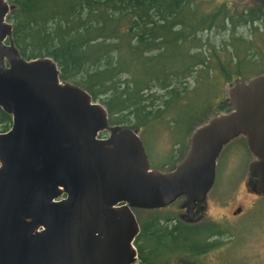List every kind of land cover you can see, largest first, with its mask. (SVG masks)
Listing matches in <instances>:
<instances>
[{
	"label": "water",
	"instance_id": "1",
	"mask_svg": "<svg viewBox=\"0 0 264 264\" xmlns=\"http://www.w3.org/2000/svg\"><path fill=\"white\" fill-rule=\"evenodd\" d=\"M11 8L0 0V106L13 119L0 132V264H141L134 209L185 196L183 219L198 221L218 159L239 136L257 158L250 174L264 194V73L236 81L230 110L196 126L185 157L164 172L152 167L138 130L111 125L103 104L61 80L53 58L22 56L7 19ZM17 73L46 97L37 115L38 102L27 106L26 93L11 89Z\"/></svg>",
	"mask_w": 264,
	"mask_h": 264
},
{
	"label": "trees",
	"instance_id": "2",
	"mask_svg": "<svg viewBox=\"0 0 264 264\" xmlns=\"http://www.w3.org/2000/svg\"><path fill=\"white\" fill-rule=\"evenodd\" d=\"M7 1L22 56L53 58L61 80L103 104L111 125L137 129L140 137L155 127L184 141L212 114L230 110L226 92L236 81L264 73V49H249L264 37V0L241 10L203 0ZM216 35L223 36L222 49ZM11 126L12 115L0 106V132ZM171 217L152 214L140 222L141 264L220 244L219 225L170 224Z\"/></svg>",
	"mask_w": 264,
	"mask_h": 264
},
{
	"label": "rangeland",
	"instance_id": "3",
	"mask_svg": "<svg viewBox=\"0 0 264 264\" xmlns=\"http://www.w3.org/2000/svg\"><path fill=\"white\" fill-rule=\"evenodd\" d=\"M203 1L217 4L227 1L236 10H241L246 6L255 5L259 0ZM239 31L244 35L251 32L249 28H241ZM222 37H213L217 49H222ZM249 49H264V37ZM154 129L142 135L141 139L151 165L156 169L168 171L177 165L188 151L191 132L184 141L178 142L172 139L175 137H171L170 131L155 127ZM109 133V130L102 132L104 137ZM177 133L179 137L183 136ZM228 144L219 158L214 186L199 206L200 219L194 223L219 225L222 231V234L217 236L220 244L206 253L194 256L171 254L165 258L167 260H161V264H264V194L257 189L256 179L250 174V164L257 158L243 136ZM184 201L185 196H182L169 208L155 211L136 209L135 213L139 222L145 221L152 214L169 215L184 221Z\"/></svg>",
	"mask_w": 264,
	"mask_h": 264
},
{
	"label": "bare ground",
	"instance_id": "4",
	"mask_svg": "<svg viewBox=\"0 0 264 264\" xmlns=\"http://www.w3.org/2000/svg\"><path fill=\"white\" fill-rule=\"evenodd\" d=\"M12 78H13L14 82L11 81V83H10L11 89L14 90V92L21 93L24 91L26 93V99L28 101L26 103L30 104L27 106H33L36 102H38V103H36V106H33V108H32V113H36L37 109L35 107H39L38 104L41 105L40 100L41 99L44 100V99H46V97L43 94H41L42 92L37 88V86L35 87L34 84L30 83V81L27 78H25L24 76H21L19 73L14 74V76H12ZM31 96H32V98H31ZM36 115H37V113H36ZM48 118H49V113L48 114L45 113L44 117H42L40 119V122L42 123L41 125L43 127H46V124L48 122V120H47ZM27 155L29 156L30 153H27ZM27 162H28V160L25 162V164Z\"/></svg>",
	"mask_w": 264,
	"mask_h": 264
},
{
	"label": "flooded vegetation",
	"instance_id": "5",
	"mask_svg": "<svg viewBox=\"0 0 264 264\" xmlns=\"http://www.w3.org/2000/svg\"><path fill=\"white\" fill-rule=\"evenodd\" d=\"M12 123H13V119H12ZM12 127V126H11ZM8 131V130H7ZM100 136L101 137H104V135L102 134V132H101V134H100ZM105 137H107V136H105ZM244 137V136H243ZM238 138V137H237ZM237 138H235V139H237ZM245 138V137H244ZM234 139V140H235ZM234 140H232L231 142H233ZM230 142V143H231ZM245 142H246V144H247V140H246V138H245ZM229 144H227L226 146H225V148L228 146ZM247 146H248V144H247ZM225 148L223 149V152H224V150H225ZM223 152L221 153V155H220V157L219 158H221V156H222V154H223ZM218 163H219V160H218ZM174 203H172V204H170V205H168V206H166V207H163V208H169L171 205H173ZM138 209V208H137ZM140 209H144V208H140ZM160 209H162V208H156V209H146V210H150V211H155V210H160ZM239 210L241 209V208H238ZM135 210L136 209H134V212H135ZM182 210H183V212L184 213H182V215L183 216H185V217H187V215H186V209L185 208H183L182 207ZM136 214V213H135ZM137 217V216H136ZM175 219H177V217H171L170 218V220H172L171 222H170V224H173V222H175ZM137 220H138V218H137ZM174 220V221H173ZM181 220V219H180ZM183 221V220H182ZM138 222H139V220H138ZM184 222L185 223H189V224H194V223H196V222H192V223H190V222H187V221H185L184 220ZM169 223V222H168ZM139 225H140V222H139ZM140 230H141V225H140Z\"/></svg>",
	"mask_w": 264,
	"mask_h": 264
}]
</instances>
